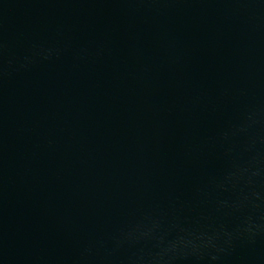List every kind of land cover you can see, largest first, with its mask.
Masks as SVG:
<instances>
[{
    "label": "water",
    "instance_id": "obj_1",
    "mask_svg": "<svg viewBox=\"0 0 264 264\" xmlns=\"http://www.w3.org/2000/svg\"><path fill=\"white\" fill-rule=\"evenodd\" d=\"M0 264H264V0H0Z\"/></svg>",
    "mask_w": 264,
    "mask_h": 264
}]
</instances>
